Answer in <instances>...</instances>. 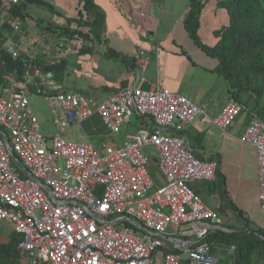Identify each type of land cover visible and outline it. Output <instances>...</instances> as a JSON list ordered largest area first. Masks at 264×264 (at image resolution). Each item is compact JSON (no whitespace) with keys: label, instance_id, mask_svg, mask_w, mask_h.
Returning <instances> with one entry per match:
<instances>
[{"label":"built area","instance_id":"obj_1","mask_svg":"<svg viewBox=\"0 0 264 264\" xmlns=\"http://www.w3.org/2000/svg\"><path fill=\"white\" fill-rule=\"evenodd\" d=\"M17 1L0 0V21ZM31 19L8 18L20 36H9L3 49L28 59L23 75L6 76L0 90V220H10L22 236L21 264H218L210 244L196 242L223 229L222 218L192 187L194 181L215 180L218 161L198 157L182 134L202 107L160 83L122 86L100 100L67 89L32 60L79 54L86 40L57 35L46 43L32 33L27 38L28 27L37 25ZM160 49L151 44L137 51L142 70L148 54ZM30 93L50 101L60 132L94 114L112 134L135 113L150 115L154 127L128 134L123 146L107 143L101 152L90 142L44 134ZM240 111L230 99L213 123L227 131ZM240 140L256 149L264 209L263 121L251 118ZM148 145L156 148L164 175L155 188L142 150Z\"/></svg>","mask_w":264,"mask_h":264},{"label":"trees","instance_id":"obj_2","mask_svg":"<svg viewBox=\"0 0 264 264\" xmlns=\"http://www.w3.org/2000/svg\"><path fill=\"white\" fill-rule=\"evenodd\" d=\"M208 1L190 0L183 15V25L193 42L217 61L212 70L227 80L231 99L241 105L238 116L245 114L247 122L251 118L257 117L264 123V0H216L219 7L227 10L228 23L215 30L217 40L212 44L204 42L200 37L203 10ZM27 2L44 4L55 10L52 4L50 6L46 0H18L8 11L3 13L4 20L0 21V90L7 85L6 76L21 77L27 68L25 61L28 57L21 54L16 58L3 49L4 41L14 33L8 18L21 17L25 19L32 16ZM80 4L83 5V8L81 9L79 6L76 15L66 17L67 26L50 23L43 25L44 19L37 20L39 32L45 37L46 43H49L54 35L68 38L82 37L86 40L80 51L82 53L92 48V46H87L88 40H105L103 35L104 10L97 7L93 0H80ZM90 16L93 18L88 19ZM72 21L78 26L74 28L70 26ZM81 26H85L87 29L82 30ZM12 36L19 37L20 34L14 33ZM180 51L185 52L184 49H180ZM106 56L120 59L134 69L137 67L136 55L134 58L123 55L110 45L107 46ZM47 60V56L39 55L32 60V64L41 65L45 70H52L56 77L66 83L70 69L68 56L59 61L47 62ZM135 115L140 125L139 128L152 129L154 127V121L150 115L140 113H135ZM211 159L218 161L217 158ZM210 182H213L220 192L227 208L236 217L243 220V225L237 228L228 226V230L216 229L207 237L198 240L196 244L209 243L213 253L218 243H229L234 246L232 262L226 260L222 264H264V228L253 226L250 217L245 215L244 211L239 209L229 197L224 182L220 181L218 170L216 179ZM21 239V234L13 230L6 241H0V264H21L22 254L19 248Z\"/></svg>","mask_w":264,"mask_h":264},{"label":"crops","instance_id":"obj_3","mask_svg":"<svg viewBox=\"0 0 264 264\" xmlns=\"http://www.w3.org/2000/svg\"><path fill=\"white\" fill-rule=\"evenodd\" d=\"M93 1L97 7L105 12V27L103 31L105 40H88L87 42L89 43L87 46H92V48L84 52H89L93 56L104 55L107 57L106 49L107 46L110 45L115 51L121 53L119 47L109 42L105 33L109 22H120L117 0ZM149 1L150 0H144V2ZM189 1L190 0H188V4L184 7L182 12H185L187 9ZM160 4V8L156 13L157 20L154 26H149L147 32L138 30L139 39L132 42L131 45L133 58L139 49L147 48L151 44L161 46L158 54L154 50L148 54L150 61L146 69L142 70L138 61H136V69L121 61L122 65L118 68L116 67L114 70L116 75L107 72L108 75L103 84L99 82L95 83L86 91H88L89 94L95 95L96 99L100 100L118 90L122 85L142 83L144 88H149L152 84L160 83L175 93L186 95L190 100L201 106L203 114L186 124L182 130L186 144L191 147L200 158L218 159L217 170L219 178L220 181L224 182L229 197L239 209L244 211L245 215L250 217L251 224H253L254 218L260 223H264V209L261 207L259 199L257 152L254 146L243 143L240 140V136L244 133L248 124L245 114L237 116L227 131L219 129L213 123L212 119L231 99L228 87H226V85L228 86V82L223 76L221 77L212 70L217 61L213 57L207 55L195 43L196 47L192 50H187L183 47L179 49L172 48L167 51L163 50L164 40L159 37V31H162L161 22L163 20L168 21V19L172 21L173 16L177 15L178 10L177 8L168 9V0H162ZM113 10L115 12H113ZM133 10L138 11L137 9ZM54 11L56 10H52V12ZM36 15L39 17V20H46L47 18L44 16V13H37ZM67 16L73 15L66 14L62 17L65 18ZM150 18L155 20L154 15H150L147 18L144 16L142 22L147 23ZM56 21L58 24L61 19L57 17ZM180 49H184L185 52H181ZM109 59L114 58L110 57ZM69 70H71V68ZM142 77L144 80L141 82ZM65 86L69 90L83 92L68 87L66 83ZM83 93L86 94V92ZM82 123H80V125ZM103 126L105 127L104 124ZM139 129L141 128L137 130ZM93 132L94 133L86 132L87 139L79 143L90 142L101 152L104 151V145L107 143L120 146L125 145L127 135L134 133H126L124 135V142L120 143V140L115 139V141H111L107 138V134L109 135L112 133L109 132L106 127L103 132L94 130ZM56 133L61 134L62 132L59 130ZM94 136H96L98 144L94 143L92 140ZM153 180V188L164 182V178ZM192 187L200 196L202 194L207 196L204 201L216 212L219 210V214L220 212L225 214L228 212L230 213V210L227 208L218 189L213 185V182L194 181ZM2 222H8L13 230H15L10 220H0V223ZM221 227L225 230L229 229L226 225H221ZM5 237L4 235H0V241H6L9 238Z\"/></svg>","mask_w":264,"mask_h":264},{"label":"rangeland","instance_id":"obj_4","mask_svg":"<svg viewBox=\"0 0 264 264\" xmlns=\"http://www.w3.org/2000/svg\"><path fill=\"white\" fill-rule=\"evenodd\" d=\"M46 1L49 2L50 6L52 4L56 11L52 12L53 9L44 4L38 5L36 3L27 2L29 11L32 14L31 20L36 21L37 23L39 17H37L36 14L44 13V16L49 19L46 18V20L43 22V25L48 23L56 25L57 17H59L61 21L58 23V25L67 26V18L62 16L66 14L76 15L79 6L81 9L83 8L82 4L79 5L80 0ZM161 1L162 0H150L149 2H144V0H117L118 9L120 12V22H109L105 33L109 42L119 47L121 54L132 57V42H135L139 39L137 31L140 30L147 32L149 30V26H154L156 23L155 21L157 20L156 13L160 8ZM215 1L216 0H210L203 10L200 37L206 43H214L217 40V35L215 34L216 28L224 26L228 23L227 10L223 7H219ZM187 4L188 0H168L167 8H177L178 13L177 15L173 16L172 21L168 19V21L163 20L161 22L162 31H159V37L164 40L163 50L165 51L172 48L179 49L181 47L187 50H192L196 47L193 39L184 28L182 21L184 15V12L182 11ZM133 9H137L138 11H134ZM113 12L115 11L113 10ZM150 15H154L155 20L150 18L147 23H143L142 18L144 16L147 18ZM85 16L87 15L85 14ZM92 18L93 17L90 16L88 19ZM70 26L74 28L78 26V24L72 21ZM80 29L86 30L87 27L81 26ZM28 30L30 32L28 31L25 33L26 37L29 36V33H32V35H37V37L41 39V42H44L45 37L41 36L39 32V26L28 27ZM56 36L57 35H54L49 43H52V41L57 38ZM88 43L89 42H87V45ZM68 61L69 68H71V70H69V74H67L66 85L70 88H75L77 90L86 92L87 94H89V92L86 90L91 88V85L98 82L103 84L107 78V72L116 75V72L114 71L115 68H118L122 65L120 59H109V57H105L104 55L93 56L89 52L70 54L68 56ZM226 87H229V84L228 86L226 85ZM29 100L34 112L39 119L42 132L46 135H51L58 132L59 128L56 125L50 101L46 98V96L30 93ZM242 115L244 114H241V116ZM102 123L103 122L100 116L96 114L91 118L84 120L81 125H72L67 130L63 131L61 136L68 141L83 142L85 139H87L86 132L94 133L93 130L97 132H103L106 126L104 127ZM139 127L140 125L137 121V117L135 114H133L129 123L123 125L119 133H113L109 135L107 134V138L111 141H115V139L120 140V143H123L124 135L126 133L134 132ZM92 140L94 143L98 144L96 141V136H94ZM142 150L149 157L147 169L151 177L155 180L164 178V175L158 165V153L156 148L152 145H148L144 146ZM201 196L203 200H206V195L202 194ZM220 214L222 217V225H226L227 227L231 226L232 228L241 227L243 225V220L236 217L231 211L227 214L220 212ZM252 225L255 227L264 228V223H260L255 218L253 219ZM12 232L13 228L10 224H8V222L0 223V235H4L6 236L5 238H8ZM231 247L232 246L229 243L216 244L213 251L219 259L218 264H222L226 260L232 262L234 252Z\"/></svg>","mask_w":264,"mask_h":264}]
</instances>
